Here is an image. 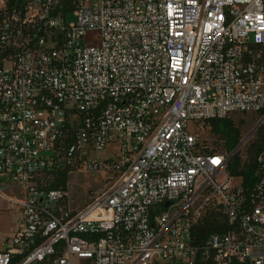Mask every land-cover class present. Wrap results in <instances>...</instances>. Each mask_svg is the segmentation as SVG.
I'll return each instance as SVG.
<instances>
[{
	"label": "built area",
	"instance_id": "2783aa9c",
	"mask_svg": "<svg viewBox=\"0 0 264 264\" xmlns=\"http://www.w3.org/2000/svg\"><path fill=\"white\" fill-rule=\"evenodd\" d=\"M238 114L264 119V0H0V264H264V151L245 189L200 129ZM77 164L116 178L81 209L47 183Z\"/></svg>",
	"mask_w": 264,
	"mask_h": 264
},
{
	"label": "rangeland",
	"instance_id": "374dc122",
	"mask_svg": "<svg viewBox=\"0 0 264 264\" xmlns=\"http://www.w3.org/2000/svg\"><path fill=\"white\" fill-rule=\"evenodd\" d=\"M66 21L67 23L76 22L77 18L73 13H69ZM97 37L98 35L96 33L87 34V40L90 42L96 41L98 39ZM262 119L263 115L256 114H238L231 117L235 126L241 131L242 141L245 139L248 140V143L243 146L242 150H239L243 162L248 159L252 145L258 141L260 136L259 129L262 125L259 126V124ZM256 128L257 130L254 132ZM200 129L206 146L216 148L219 151L224 149L223 140L211 131L209 124L202 126ZM189 130L193 134L197 133V125L190 123ZM112 153L111 150H106L100 156L107 157ZM115 179V177L105 170H100L97 173H87L78 164L71 167L66 192L72 208L81 209L95 196L105 191ZM18 197H20L19 188L11 182H0V251L4 249L7 238L23 227L20 207L13 203ZM42 264L53 263L50 260Z\"/></svg>",
	"mask_w": 264,
	"mask_h": 264
},
{
	"label": "trees",
	"instance_id": "16d2710c",
	"mask_svg": "<svg viewBox=\"0 0 264 264\" xmlns=\"http://www.w3.org/2000/svg\"><path fill=\"white\" fill-rule=\"evenodd\" d=\"M208 124L211 127V131L223 140V150L231 155L242 142L240 129L235 126L231 118L212 120ZM259 132L260 136L258 141L252 145L248 159L243 162L238 151L231 157L228 163L229 173L232 176L242 178L245 189L253 186L257 172V158L264 151V122L260 126ZM70 168L71 166H60L56 168L53 175L47 180L49 187L67 190ZM217 217L218 215L215 212L208 214L204 224L199 227L198 237L200 241L205 240L210 233L221 230L222 227L218 223Z\"/></svg>",
	"mask_w": 264,
	"mask_h": 264
},
{
	"label": "water",
	"instance_id": "95a60500",
	"mask_svg": "<svg viewBox=\"0 0 264 264\" xmlns=\"http://www.w3.org/2000/svg\"><path fill=\"white\" fill-rule=\"evenodd\" d=\"M264 122V119L261 121V123L259 124V126L262 124ZM258 128V127H257ZM257 128L254 130V132L257 130ZM247 139H245V140H243L240 144H239V146L235 149V151L231 154V156H230V159H231V157L238 151V149L245 143V141H246ZM166 206H168V205H170V203L168 202V203H166L165 204Z\"/></svg>",
	"mask_w": 264,
	"mask_h": 264
}]
</instances>
